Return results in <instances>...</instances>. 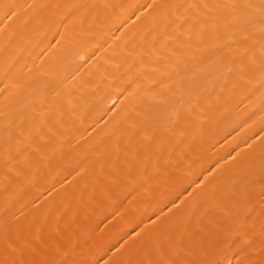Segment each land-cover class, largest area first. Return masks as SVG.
I'll return each instance as SVG.
<instances>
[{
	"label": "bare ground",
	"instance_id": "obj_1",
	"mask_svg": "<svg viewBox=\"0 0 264 264\" xmlns=\"http://www.w3.org/2000/svg\"><path fill=\"white\" fill-rule=\"evenodd\" d=\"M0 264H264V0H0Z\"/></svg>",
	"mask_w": 264,
	"mask_h": 264
}]
</instances>
